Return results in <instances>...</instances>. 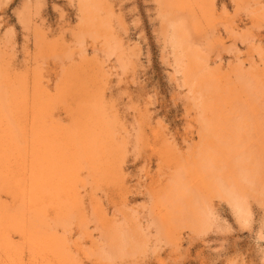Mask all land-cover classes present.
<instances>
[{
  "label": "rangeland",
  "instance_id": "1",
  "mask_svg": "<svg viewBox=\"0 0 264 264\" xmlns=\"http://www.w3.org/2000/svg\"><path fill=\"white\" fill-rule=\"evenodd\" d=\"M0 264H264V0H0Z\"/></svg>",
  "mask_w": 264,
  "mask_h": 264
},
{
  "label": "bare ground",
  "instance_id": "2",
  "mask_svg": "<svg viewBox=\"0 0 264 264\" xmlns=\"http://www.w3.org/2000/svg\"><path fill=\"white\" fill-rule=\"evenodd\" d=\"M175 46H176V45H175ZM224 187H225V186H224ZM231 196H234V195H231ZM234 197H235V196H234ZM229 198H230V196H229ZM229 198H228V199H229ZM235 198H237V199H235L234 201L232 200L233 203H231L232 201H231L230 203H231L232 206H234V208L236 209V210H235V209L233 208L234 211H237V212H238V214H239V216H238L239 218H238V219L241 218V220L243 219V221H244V220L248 217L249 212H250V211H249L250 209L248 208V203L246 204V203H245V200L243 199V200H244V201H243L242 198H239V199H238V196L235 197ZM229 200H230V199H229ZM207 212H208V211H207ZM208 213H210V212H208ZM236 214H237V213H236ZM249 216H250V215H249ZM241 220H240V221H241ZM247 220H248V219H247ZM243 221H241V222H243ZM125 252H126V251H125Z\"/></svg>",
  "mask_w": 264,
  "mask_h": 264
}]
</instances>
